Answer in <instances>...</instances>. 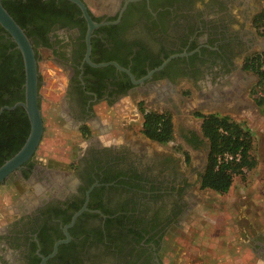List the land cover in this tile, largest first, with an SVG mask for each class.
Masks as SVG:
<instances>
[{
    "label": "flooded vegetation",
    "instance_id": "af4514ba",
    "mask_svg": "<svg viewBox=\"0 0 264 264\" xmlns=\"http://www.w3.org/2000/svg\"><path fill=\"white\" fill-rule=\"evenodd\" d=\"M79 1L98 24L89 34L88 61L87 25L74 2L2 0L3 8L21 20L34 52L42 132L30 158L0 183L19 198L16 212L0 225V264H39L56 241L65 239L64 231L68 239L44 264H181L171 254L176 248L171 229L189 207L185 179L167 155L144 157L118 133L99 139L108 129L95 106L102 103L104 111L116 113L128 99L136 116L140 105L159 107L154 111L170 114L173 138L167 106L182 96L178 84L220 100L218 85L248 81L242 62L264 47L253 22L264 0ZM10 43L0 27V46L15 54ZM172 54L177 55L155 69ZM108 61L130 75L111 64L88 63ZM248 72L255 77L253 85L257 77ZM194 112L191 117L199 120ZM55 128L73 139L53 137ZM181 129L177 144L206 147L199 126ZM46 146L61 149L50 157L41 150ZM257 237L249 248L253 257H264V236Z\"/></svg>",
    "mask_w": 264,
    "mask_h": 264
},
{
    "label": "rangeland",
    "instance_id": "374dc122",
    "mask_svg": "<svg viewBox=\"0 0 264 264\" xmlns=\"http://www.w3.org/2000/svg\"><path fill=\"white\" fill-rule=\"evenodd\" d=\"M262 50L263 45L253 51L260 52ZM44 66L45 63L40 62L38 65L39 71H43ZM242 74L246 79L248 78V81L242 83V85L237 83L238 81L236 82L234 79L230 80V82L228 81V83L223 82L220 86L218 85V96L221 101L217 105H213V101L208 99V96H201L195 87L187 83L178 84L176 88L182 92V96L181 94L178 95V101L174 98V100L172 99L171 106H167L173 114L172 120L175 136L171 141L164 144L149 142L140 134V114L137 116L133 115L135 110L132 109L133 106L131 105V101L126 100L125 107L119 111L116 110V113H110V110L104 111L102 103L95 106V111L98 112L97 115L104 123V126H106L108 130L111 128V131L108 133H106L108 130L100 133L98 136L99 139L109 137V133L111 135L112 132L114 134L118 133L124 137V140L128 141V143L131 142L132 146L141 152L144 157L150 153L167 155V161H172L177 173L185 179L183 197L189 202V207L184 212L178 226L171 229L173 236L171 241H174L176 245V248L171 250V254L172 257L175 256V258H178L181 264H207L211 261H214V264H237L238 262L236 261L242 259L245 255L248 256L247 264H254L255 259L250 253L249 247L258 237L252 236L253 233H249L248 231L247 237H249V239L246 240L241 238L242 244L237 242L234 244L223 243L220 239H217L219 241L217 243L216 239H214L215 234L220 235L225 230L223 227L225 226L224 214L228 212L229 207L234 210L232 214L234 215L236 224L246 225V221L244 223L242 215L244 217L250 215V213H248V206H239L241 202L233 203L232 201L237 199V187L244 182L248 174L245 172L243 175L244 177L236 175L232 178L230 193H234V195L229 199L233 200H228L223 194H217L211 190H199L198 175L203 169L207 144L206 147L204 144L201 149L197 150H192L184 144H177L179 140L177 135L181 132V128L184 126H192L198 130L199 120L191 117V111L193 110L203 114L209 112L217 114L227 113V116L233 120L245 126L247 125L248 118L246 115L250 116V112L255 111L256 106L253 103L252 96L248 93V88L251 87L255 77H253V75L251 77V73L248 71ZM225 89H227V92H225ZM205 91V87L202 86L201 92ZM223 93H225V95L221 96ZM199 102H202V104L198 105ZM145 108L148 109V107ZM149 109L159 111V107L153 108V106H151ZM120 123H124L125 125L122 126ZM123 127L125 129H123ZM121 130H125L123 131L124 133H120ZM53 131L54 133L52 136L58 137L59 140L65 139L68 143V141L73 139V137L66 134V132L61 131L60 128H55ZM56 141L57 139L55 142ZM253 143V153L255 155L257 149L260 151L261 146L258 147V140H256V138H253ZM42 144L43 142L40 145ZM55 149L56 151H54ZM57 149L60 150L61 147L46 146L41 148V150L46 151V155L50 157L53 156V153L58 152ZM181 151H186L188 153V163H184ZM37 153L39 154L41 151ZM259 155L260 154H258V156ZM262 155L264 156V154ZM261 169H264L263 166ZM261 169L256 170V168H253L250 171L252 173H258L262 172ZM15 195L16 192L13 190L6 191L0 188V225L3 224L4 219H8L16 212L13 206H16L19 198L14 199ZM252 225L253 227L251 229L257 230L258 224L252 221Z\"/></svg>",
    "mask_w": 264,
    "mask_h": 264
},
{
    "label": "trees",
    "instance_id": "16d2710c",
    "mask_svg": "<svg viewBox=\"0 0 264 264\" xmlns=\"http://www.w3.org/2000/svg\"><path fill=\"white\" fill-rule=\"evenodd\" d=\"M16 1L21 3V0ZM39 1L26 0L27 4ZM7 13L20 27L23 26L21 20L15 15L12 16L13 13L8 10ZM253 22L257 33L264 38V8L255 16ZM10 45L14 46V43ZM242 68L252 71L257 77L250 95L260 113L264 114V50L245 57ZM22 83L23 68L19 51L16 49L15 54L5 52L0 46V106H10L23 100ZM7 94L10 95L6 98L2 96ZM138 111L141 118L139 131L145 138L158 144L172 139L171 117L167 111L145 110L141 105L138 106ZM193 115L199 118V130L207 144L205 165L198 176V189L223 194L229 189L234 176L242 177L245 171L251 170L256 164L252 133L248 127L227 115L198 112ZM27 130L28 122L22 107L16 106L0 112V164L18 150ZM181 152L184 163H188V153ZM224 155H231L232 158H224ZM235 155H238L237 159L233 158Z\"/></svg>",
    "mask_w": 264,
    "mask_h": 264
},
{
    "label": "water",
    "instance_id": "95a60500",
    "mask_svg": "<svg viewBox=\"0 0 264 264\" xmlns=\"http://www.w3.org/2000/svg\"><path fill=\"white\" fill-rule=\"evenodd\" d=\"M69 1L74 2L79 7L81 14L86 21L87 30L85 35V43H86L85 59L86 61H88L87 55L89 53V41H88L89 34L91 30L94 27H96L98 24L90 19L89 15L86 12L85 7L79 0H69ZM0 27L8 34L9 38L14 43V47L19 51L22 61V68H23V83H22L23 100L16 101L10 106L7 105L0 106V112L3 109L11 110L16 106H20L24 110L26 118L28 120V132L23 143L16 152H14L10 157L5 159L0 164V183H1L4 178H6L10 173L16 170L23 162H25L33 154L40 140V136L42 132V123H41L39 109L37 106V93H36L37 69H36V60L34 57L33 49L30 45L28 38L24 34L22 28L13 20V18L7 13V11L1 5V0H0ZM176 55L177 54L170 55L168 58L164 59L162 63L155 69L157 70L161 68L162 65L170 57ZM88 63H90L93 66H103L106 64H111L116 69H120L128 73L127 70L121 68L120 66L117 65V63L113 61L98 62V63L88 62ZM128 75L130 74L128 73ZM204 163L205 162H203V165ZM82 209H84V207H82L80 210H78L72 215L71 220L67 226H69L73 222L75 216ZM64 235H65V239L56 241L53 244L52 250L49 254L40 257L39 264H44L45 259L49 256H52L55 253L57 245L61 242H65L68 239V235L65 231H64Z\"/></svg>",
    "mask_w": 264,
    "mask_h": 264
},
{
    "label": "crops",
    "instance_id": "0c3cea01",
    "mask_svg": "<svg viewBox=\"0 0 264 264\" xmlns=\"http://www.w3.org/2000/svg\"><path fill=\"white\" fill-rule=\"evenodd\" d=\"M208 99L213 101L212 102L213 105H217L221 101V100L218 101L216 98L212 96L208 97ZM246 116L248 118L246 126L251 131L252 138H256V140H258V147L261 146L260 151L257 149V153L255 155L253 153L255 161H256L254 168L258 170V169H261L262 166L264 168V156L262 155L264 154V143H263L264 114L260 113L259 108L255 106V111H251L250 116L249 115H246ZM253 144L252 146L254 147ZM258 154H260L259 155L260 158ZM245 172L248 174V177H246L244 182L240 184L239 187H237L238 189V194H236L237 199H234L236 201H234L233 199H229V198H232V196L234 195V193H230L232 184L230 185L227 192L223 193V195L224 197L228 198V200H233L232 201L233 203L241 202L239 206L242 205L245 207L247 205L248 213H250V215L246 217L242 215L243 217L242 219L244 220V223L246 221V225H243V224L237 225L235 222L234 215L232 214L234 213V210L231 207H229L228 212L224 214L225 226L223 227L225 228V230L220 235H217V234L214 235V239H216L217 243L219 242L217 239H220L223 243L234 244L235 242H237L239 244H242L241 238H244L246 240L249 239V237H247L248 231L249 233H253L252 236H257L259 234L264 236V169L262 170V172H258V173L257 172L252 173L250 170L245 171ZM252 221L258 224L257 230L251 229L253 227ZM260 243L264 244V240H262V242ZM249 251H251L250 248H249ZM250 253L252 254V251ZM247 259H248V256L245 255L242 259L236 262H238L237 264H247ZM254 259H255L254 264H264V257L255 256Z\"/></svg>",
    "mask_w": 264,
    "mask_h": 264
},
{
    "label": "built area",
    "instance_id": "2783aa9c",
    "mask_svg": "<svg viewBox=\"0 0 264 264\" xmlns=\"http://www.w3.org/2000/svg\"><path fill=\"white\" fill-rule=\"evenodd\" d=\"M224 158L231 159L232 156H231V155H230V156H228V155H224ZM233 158H234V159H237V158H238V155L233 156Z\"/></svg>",
    "mask_w": 264,
    "mask_h": 264
}]
</instances>
